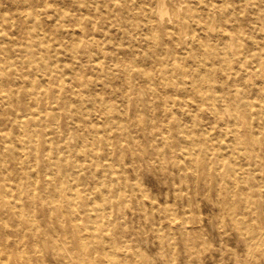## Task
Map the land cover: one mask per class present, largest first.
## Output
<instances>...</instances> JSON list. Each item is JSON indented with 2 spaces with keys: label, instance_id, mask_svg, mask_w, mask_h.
I'll return each mask as SVG.
<instances>
[{
  "label": "bare ground",
  "instance_id": "6f19581e",
  "mask_svg": "<svg viewBox=\"0 0 264 264\" xmlns=\"http://www.w3.org/2000/svg\"><path fill=\"white\" fill-rule=\"evenodd\" d=\"M137 125L264 264V0H0V264H137Z\"/></svg>",
  "mask_w": 264,
  "mask_h": 264
},
{
  "label": "rangeland",
  "instance_id": "374dc122",
  "mask_svg": "<svg viewBox=\"0 0 264 264\" xmlns=\"http://www.w3.org/2000/svg\"><path fill=\"white\" fill-rule=\"evenodd\" d=\"M129 115L135 117L137 112L131 110ZM57 120L62 126L67 122L63 115ZM132 130L140 141L142 155L131 161L126 152V198L121 205L113 204L112 209L119 229L123 230L122 240L117 242L131 248L127 260L137 264H232V254L236 253L241 258L238 262L245 264L242 259L245 246L238 223L229 216L222 222L218 219L213 194L185 187L190 179L182 177L176 163L178 156L170 148L164 147L163 157L153 155L155 143L148 139L149 131L139 125ZM255 213L261 223L259 203ZM186 218L190 220L187 225L192 226L189 234L181 230ZM258 256L263 263V250Z\"/></svg>",
  "mask_w": 264,
  "mask_h": 264
}]
</instances>
